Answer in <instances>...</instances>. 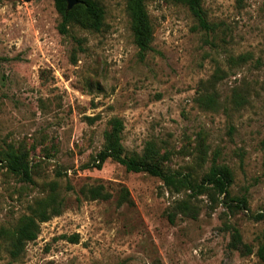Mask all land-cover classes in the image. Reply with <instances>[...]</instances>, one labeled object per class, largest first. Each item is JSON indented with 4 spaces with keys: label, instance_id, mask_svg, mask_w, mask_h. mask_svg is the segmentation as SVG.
Returning <instances> with one entry per match:
<instances>
[{
    "label": "rangeland",
    "instance_id": "374dc122",
    "mask_svg": "<svg viewBox=\"0 0 264 264\" xmlns=\"http://www.w3.org/2000/svg\"><path fill=\"white\" fill-rule=\"evenodd\" d=\"M101 1L103 30L68 33L55 0L0 3V154L27 151L33 178L0 161V229L12 233L52 194L62 202L18 258L0 236V264H264V0H204L209 31L187 5L147 0L154 38L145 54L126 0ZM115 117L127 154L197 181L216 158L248 206L201 194L190 199L192 217L176 212L188 191L112 158L96 167ZM93 184L112 196L85 197ZM124 186L131 201L120 200ZM235 229L251 254L230 247Z\"/></svg>",
    "mask_w": 264,
    "mask_h": 264
},
{
    "label": "trees",
    "instance_id": "16d2710c",
    "mask_svg": "<svg viewBox=\"0 0 264 264\" xmlns=\"http://www.w3.org/2000/svg\"><path fill=\"white\" fill-rule=\"evenodd\" d=\"M173 1L188 6L197 21V27L207 31L215 29V23L208 18V13L204 7V0ZM1 2L2 0H0ZM146 2L147 0H126L134 41L143 54L152 49L154 38V27ZM55 4L62 17L61 22L58 23L59 30L62 33H68L72 25H78L81 28L93 31H101L105 26L106 8L101 0H81L79 4L70 10L67 9V0H55ZM78 41L81 42L80 39ZM211 99H214L213 96ZM89 119L93 118L89 117ZM123 128L124 123L122 119L117 117L112 119V127L107 132L106 146L95 158L98 160L97 163L95 162L96 167L102 168L105 161L108 158H112L125 165L130 171H146L160 177L164 181V184L175 192L188 191L189 198L177 202L176 212L180 211L192 217H197L198 209L190 203V199L201 194H206L213 199L223 196V200L229 201L230 208L233 207V201H237L235 206H248L247 197L234 198L231 195L230 186L234 181V174L228 165L218 163L215 158L202 179L197 181L186 173L171 171L158 161L134 153L127 154L122 143ZM0 157V161L4 163L9 171L21 175L28 181L33 180L30 156L27 151L10 146L3 155L0 154ZM81 191L85 197L91 199H109L112 196V193L106 189L104 184H93L92 186L82 188ZM120 200L121 202L131 201L130 191L125 186L121 189ZM42 205L41 208L34 210L31 214L25 215L12 233H9L4 227L0 229V236L6 238L8 243L7 250L13 259L18 258L23 253L28 242L38 238L42 222L51 219L62 211V202L54 194L45 198ZM69 239L78 241V235L75 234ZM230 247L241 250L244 253L251 254L254 251V248L250 244L243 242L242 233L239 229L233 231ZM256 254L264 261V232H262L259 238Z\"/></svg>",
    "mask_w": 264,
    "mask_h": 264
},
{
    "label": "water",
    "instance_id": "95a60500",
    "mask_svg": "<svg viewBox=\"0 0 264 264\" xmlns=\"http://www.w3.org/2000/svg\"><path fill=\"white\" fill-rule=\"evenodd\" d=\"M29 1V0H26ZM81 0H67V9H72L75 5L79 4Z\"/></svg>",
    "mask_w": 264,
    "mask_h": 264
}]
</instances>
